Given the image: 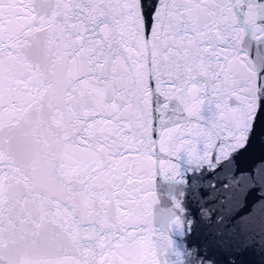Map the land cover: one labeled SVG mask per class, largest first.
<instances>
[{
    "label": "snow or ice",
    "instance_id": "6c2138e0",
    "mask_svg": "<svg viewBox=\"0 0 264 264\" xmlns=\"http://www.w3.org/2000/svg\"><path fill=\"white\" fill-rule=\"evenodd\" d=\"M260 119L264 0H0V264H237L264 236V165H236ZM206 176L194 219L175 185Z\"/></svg>",
    "mask_w": 264,
    "mask_h": 264
},
{
    "label": "water",
    "instance_id": "95a60500",
    "mask_svg": "<svg viewBox=\"0 0 264 264\" xmlns=\"http://www.w3.org/2000/svg\"><path fill=\"white\" fill-rule=\"evenodd\" d=\"M155 99V98H154ZM153 126L156 131L153 132V139L159 141V114L154 113ZM171 127V125H169ZM157 160L156 176H155V191L158 198L171 207V197L165 196L163 193L169 188V184L164 180L163 175L160 173L159 161L160 160H172L174 163H178L174 157H169L159 150V143L156 146V155L154 157ZM236 165L241 171H248L249 169H255L258 166L264 165V119H260L256 123V128L252 133L245 148L240 151L236 157ZM183 171V169H182ZM186 175L190 176L191 173ZM179 179V177L177 178ZM216 181L212 180L210 176H206L203 185L195 190L191 188L189 184H177L175 185V195L181 204L187 209V212L191 214V218H197L201 207H216L219 205L205 204L207 198L212 194ZM180 192L184 195L181 196ZM201 192L204 193L203 197ZM259 192L254 193L249 199L251 203L255 196H258ZM227 215V209L223 210ZM246 211V210H245ZM243 214V212L241 213ZM174 239H180L179 237H173ZM203 239L202 233L192 232L182 241L186 248H190L196 244H199ZM233 256L237 260V264H264V236L259 234H251L244 237L243 240L237 239L233 242L231 249Z\"/></svg>",
    "mask_w": 264,
    "mask_h": 264
}]
</instances>
